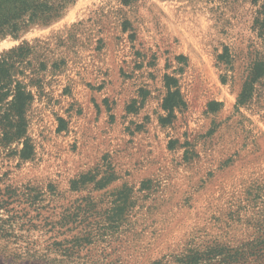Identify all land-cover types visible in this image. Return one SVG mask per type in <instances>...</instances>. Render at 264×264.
Returning <instances> with one entry per match:
<instances>
[{"label": "rangeland", "instance_id": "374dc122", "mask_svg": "<svg viewBox=\"0 0 264 264\" xmlns=\"http://www.w3.org/2000/svg\"><path fill=\"white\" fill-rule=\"evenodd\" d=\"M14 6L32 9L0 37V264H222L207 252L261 242L264 72L239 100L264 0Z\"/></svg>", "mask_w": 264, "mask_h": 264}, {"label": "trees", "instance_id": "16d2710c", "mask_svg": "<svg viewBox=\"0 0 264 264\" xmlns=\"http://www.w3.org/2000/svg\"><path fill=\"white\" fill-rule=\"evenodd\" d=\"M18 0H3L2 5H0V37L10 33H17L24 25V23H19L18 19L22 14H25L28 9H32L31 6H20L15 7V3H17ZM14 6V7H13ZM12 10V14L8 13V10ZM36 12H33L32 15H30V20L33 18H36ZM264 65L262 64H256L249 72L247 80L244 84V93L242 92V96L240 95L239 103L243 102L242 99L245 94H248L250 91V87L252 84L256 81V78H258L259 75H261L264 72ZM261 242H259L256 246L252 247L247 246L241 249L237 250H231L228 254L225 253L223 249H220L218 251L216 250H210L207 252L208 256L215 257L217 254L222 253V264H249L248 261H252L253 263L258 262L259 264L264 263V234L262 235V238L260 239ZM213 259V258H212Z\"/></svg>", "mask_w": 264, "mask_h": 264}]
</instances>
